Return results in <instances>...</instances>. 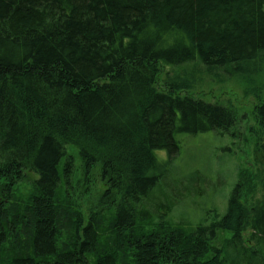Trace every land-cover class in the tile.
<instances>
[{
  "label": "trees",
  "instance_id": "trees-1",
  "mask_svg": "<svg viewBox=\"0 0 264 264\" xmlns=\"http://www.w3.org/2000/svg\"><path fill=\"white\" fill-rule=\"evenodd\" d=\"M190 65L257 95L264 0H0V264H264L251 184L222 215L203 203L218 178L179 170L185 139L219 143L238 114L184 95ZM253 117L264 171V101ZM68 146L107 187L87 216L61 209ZM27 170L33 195L11 210ZM178 208L195 218L172 222Z\"/></svg>",
  "mask_w": 264,
  "mask_h": 264
},
{
  "label": "rangeland",
  "instance_id": "rangeland-1",
  "mask_svg": "<svg viewBox=\"0 0 264 264\" xmlns=\"http://www.w3.org/2000/svg\"><path fill=\"white\" fill-rule=\"evenodd\" d=\"M193 69L197 72V74L195 73L197 84L194 90L185 92L184 95L187 93L188 96L212 104L233 106L237 109L238 114H236L233 129L219 143L218 140L206 136L196 138V140L185 139L182 145L183 162L180 166L182 169L179 170L186 173L188 177L198 172V178L207 179V174L210 175L212 180L218 178V182H215V185L218 186L214 185L216 190L213 195L210 194V202H203L204 205L208 204L211 211L215 210L224 215L227 212L228 200L232 191L241 183L251 184L249 191H244L242 194L241 202L250 208L258 207L264 202V171L254 163V147L258 141L254 132L256 122L253 111L260 102L264 101V74L262 80L255 83V87L259 92L257 95H251L246 93L247 90L239 79H231L222 72L217 76L207 75L201 67L193 65L186 67L184 71L189 72ZM175 72L174 70L161 71L158 79L160 89L162 84V88L167 86L165 81H170L168 78L170 74L168 73H171L170 78H172ZM66 152L65 162L70 163L71 159L72 167L70 169L73 170V174H71V177L67 176L65 178L62 184L61 197L65 203L67 199V203L74 205L75 209L71 206L64 208L65 205L61 209H66L76 213V215L81 213L85 216L90 215L99 207L97 205L99 198L107 190V187L98 173H92L89 177L84 176L82 160L76 148L68 146ZM23 176L24 178L14 190L10 203L11 210L29 203L28 199L33 195L34 190L32 187L36 175L31 170H27L23 173ZM241 187L239 188L241 189ZM204 188L205 191H208L206 186ZM212 201L213 205H211ZM180 210L181 208L177 209L172 222L178 221ZM181 213L186 214L183 209ZM193 216L194 214L188 213L183 216V219L193 220L195 218ZM20 230L23 231L22 227L19 228ZM248 234L249 231L245 238L248 237ZM64 235L66 237L67 233H64ZM70 240L71 238L68 241Z\"/></svg>",
  "mask_w": 264,
  "mask_h": 264
}]
</instances>
